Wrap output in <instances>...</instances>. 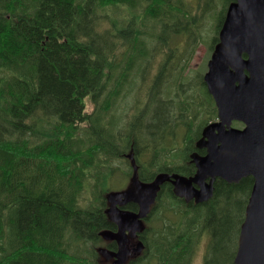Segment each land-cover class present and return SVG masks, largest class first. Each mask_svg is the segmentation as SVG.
I'll list each match as a JSON object with an SVG mask.
<instances>
[{
  "label": "trees",
  "instance_id": "trees-1",
  "mask_svg": "<svg viewBox=\"0 0 264 264\" xmlns=\"http://www.w3.org/2000/svg\"><path fill=\"white\" fill-rule=\"evenodd\" d=\"M171 2L0 0V198L17 202L0 208V264H94L99 232L112 227L105 213L111 165L132 146L143 181L159 172L194 174L189 153L217 108L202 80L190 86L184 71L176 81L163 78L165 67L186 68L183 60L176 64L178 47L162 60L137 113L119 130L122 120L109 117L149 53L145 25L135 17L121 24L106 10L146 4V16L173 20ZM180 138L184 156L172 158ZM120 160L130 176L129 161ZM253 185L252 177L239 184L219 179L214 198L202 205L187 204L165 185L151 215L166 229L133 264H176L201 230L210 235L204 264H234ZM171 215L183 230L165 221Z\"/></svg>",
  "mask_w": 264,
  "mask_h": 264
},
{
  "label": "water",
  "instance_id": "water-1",
  "mask_svg": "<svg viewBox=\"0 0 264 264\" xmlns=\"http://www.w3.org/2000/svg\"><path fill=\"white\" fill-rule=\"evenodd\" d=\"M204 83L216 103L218 120L205 126L196 142V148L206 154H191L196 173L162 172L145 182L133 152L127 155L133 168L129 186L106 195L105 212L119 230H104L100 236L115 240L119 250L99 248L105 260L115 258L113 264H127L142 254L144 244H132L131 239L142 231L143 220L166 183L177 197L202 204L214 196L217 179L232 184L252 176L254 185L234 264H264V0L231 2ZM235 121L244 127H233ZM130 203L137 204L139 211L120 208Z\"/></svg>",
  "mask_w": 264,
  "mask_h": 264
},
{
  "label": "rangeland",
  "instance_id": "rangeland-1",
  "mask_svg": "<svg viewBox=\"0 0 264 264\" xmlns=\"http://www.w3.org/2000/svg\"><path fill=\"white\" fill-rule=\"evenodd\" d=\"M207 0H172L171 12L173 20L154 21L147 17L144 12V6L139 5L134 14H137L136 21L140 26L145 22V29L148 31L147 39L144 41L148 57L143 60L135 69L131 82L120 90V96L113 109H111L109 117L114 118L116 121L122 123L118 126V130L125 122L133 117L138 111V105H141L145 93L150 86L153 77L158 73L162 65V60L169 54H175L172 49H177L182 52L176 53V64L183 60L181 66H186L175 71L176 65L172 68L165 67L161 70L164 79L171 77L174 81L180 78V73L185 79H192L190 86L200 82L206 73L208 61L212 54V46L214 37L217 36V24L224 13L228 0H212L206 6ZM212 6V7H211ZM106 12L112 19L120 22L122 18L128 17L129 13L124 9H108ZM161 37V40L158 39ZM171 55V57H173ZM122 61V59H120ZM137 71V72H136ZM87 111L92 113L96 106L92 104L90 99L87 101ZM234 127L242 128L240 124H234ZM181 137L184 136L181 134ZM173 142V139L169 140ZM173 155L172 158H182L184 156L185 143L183 138L178 139V142L172 143ZM180 160V159H179ZM112 170L115 171V181L108 182L106 185L108 190L122 189L127 186L130 179L126 174L121 173V168L128 172V164L123 161H114L111 165ZM3 203L0 208H14L17 202L13 205L12 197L8 199L0 198ZM16 237V235H15ZM17 241V238H16ZM208 235L200 236L198 244L201 246L196 247L194 257L198 259L196 264H201L204 260V250L208 246ZM98 244L93 245L96 250ZM102 259L100 258V263Z\"/></svg>",
  "mask_w": 264,
  "mask_h": 264
},
{
  "label": "flooded vegetation",
  "instance_id": "flooded-vegetation-1",
  "mask_svg": "<svg viewBox=\"0 0 264 264\" xmlns=\"http://www.w3.org/2000/svg\"><path fill=\"white\" fill-rule=\"evenodd\" d=\"M205 153H206V151H205ZM125 154H126V152L122 153V155H125ZM158 200H159V197H158ZM190 203H193V202H189V204ZM123 209L134 211V212H138V207L136 205L129 204V205L123 207ZM152 216H153V214L152 215L150 214L149 217L144 220L145 227L142 230V232L139 234L138 238H135V239L131 240L132 244H136L137 242L141 241L144 244V246H145L144 253L137 260L132 261V259H131L128 264H133L135 261H138V260L144 258L146 251H148V249H149V243L156 239L158 233L161 230H165L166 229L165 227L162 226V221L161 220H164V219H152ZM171 216H172V219L165 220V221H167L174 228H177L179 226L180 230H183L184 229V223L182 222V220L179 219L177 215H171ZM110 223H111L112 227L110 229H108V230H111L113 232H117L118 229H119L118 226L115 223H113V222H110ZM200 235H202V236L208 235V238H209L208 245H209L210 235L208 234V232L207 231L203 232L201 230L200 231ZM198 237H200V236H198ZM184 240L188 242V241H190V238L186 237ZM198 246H201V245L197 244L196 247H198ZM98 247H104V248L108 249L111 252H117L119 250L118 243L115 240L108 241V240H105V239H103L101 237L99 239V245L97 246V248ZM180 247H182V246H180ZM180 247H179V249L181 250ZM196 247L193 246V248L191 250H190V247H189L185 251H180L179 252L180 260L177 259V263L176 264H196V261L198 259V255H199V252H198L197 258L194 257ZM207 251H208V246H207V248L205 247V250H204L205 256L207 254ZM205 256H204V260L201 262V264H204ZM100 257H99V255L97 254V251H96V257L93 258L92 262L94 264H96V263L97 264H113V262L115 261L114 258L111 259V260H105V259H103L101 257L102 262L100 263Z\"/></svg>",
  "mask_w": 264,
  "mask_h": 264
},
{
  "label": "bare ground",
  "instance_id": "bare-ground-1",
  "mask_svg": "<svg viewBox=\"0 0 264 264\" xmlns=\"http://www.w3.org/2000/svg\"><path fill=\"white\" fill-rule=\"evenodd\" d=\"M8 69H9V68H8ZM9 72H10V70H9ZM70 129H71V128H70ZM70 129H69V130H70ZM65 130H66V129H65ZM67 130H68V129H67ZM71 130H72V129H71ZM76 130H77V129H76ZM72 131H73V130H72ZM56 133H57V132H56ZM73 133H74V132H73ZM64 134H65V133H64ZM45 136H46V135H45ZM54 137H55V136H54ZM54 137H53V138H54ZM71 137H72V136H71ZM66 138H67V137H66ZM63 139H64V138H63ZM71 139H72V138H71ZM44 143H45V142H44ZM70 151H72V150H70ZM66 154H67V153H66ZM79 157H80V156H79ZM70 158H71V157H70ZM82 161H83V160H82ZM62 164H63V163H62ZM68 164H69V163H68ZM85 173H86V172H85ZM71 174H72V173H71ZM75 177H76V176H75ZM15 211H16V210H15ZM212 211H213V210H212ZM208 213H209V212H208ZM15 215H16V214H15ZM211 215H213V214H211ZM92 221H93V220H92ZM13 223H14V222H13ZM14 224H15V223H14ZM14 224H13V225H14ZM14 229H15V228H14ZM62 231H63V230H62ZM0 232H1V230H0ZM15 232H16V231H15ZM64 242H65V241H64ZM64 242H62V245H63ZM67 243H68V242H67ZM67 243H66V244H67ZM112 244H113V243H112ZM60 245H61V244H60ZM118 246H119V244H118ZM97 249H98V248H97ZM97 249H96V250H97ZM114 249H115V248H114ZM21 250H22V249H21ZM62 251H63V250H62ZM16 253H18V251H16ZM21 253H23V252H21ZM21 253H19V255H21ZM24 253H25V251H24ZM26 253H27V251H26ZM14 254H15V253H14ZM16 255H17V254H16ZM23 255H24V254H23ZM7 256H9V255H7ZM7 256H6V257H7ZM17 256H18V255H17ZM17 256H15V258H17ZM60 257H61V256H60ZM2 258H3V257H2ZM4 258H5V257H4ZM15 258H13V259H15ZM10 259H11V258H10ZM13 259H12V260H13ZM60 259H61V258H60ZM4 260H5V259H4ZM150 260H151V258H150ZM6 261H8V259H7ZM16 261H17V260H16ZM18 261H19V260H18ZM58 262H59V261H58ZM75 262H76V261H75ZM85 262H86V261H85ZM13 263H14V262H13ZM56 263H57V262H56ZM19 264H21V263H19ZM69 264H70V263H69ZM90 264H91V263H90ZM96 264H97V263H96ZM150 264H151V263H150Z\"/></svg>",
  "mask_w": 264,
  "mask_h": 264
}]
</instances>
